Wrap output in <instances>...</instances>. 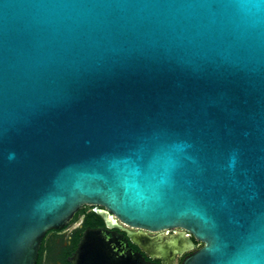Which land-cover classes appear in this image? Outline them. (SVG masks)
<instances>
[{
	"label": "water",
	"instance_id": "95a60500",
	"mask_svg": "<svg viewBox=\"0 0 264 264\" xmlns=\"http://www.w3.org/2000/svg\"><path fill=\"white\" fill-rule=\"evenodd\" d=\"M83 205L264 264V0H0V264ZM123 252L87 227L68 260Z\"/></svg>",
	"mask_w": 264,
	"mask_h": 264
},
{
	"label": "flooded vegetation",
	"instance_id": "af4514ba",
	"mask_svg": "<svg viewBox=\"0 0 264 264\" xmlns=\"http://www.w3.org/2000/svg\"><path fill=\"white\" fill-rule=\"evenodd\" d=\"M102 209L113 216L134 237L146 238V249L137 244L121 228H109L104 218L97 213ZM87 227L105 228L108 237L113 233L124 245L122 261L113 264H182L185 257L197 251L203 243L189 230L182 227H167L148 230L134 227L119 220L113 213L99 205H83L68 224L60 229H49L42 238L36 264H70L68 258L75 251ZM160 245L158 246V244Z\"/></svg>",
	"mask_w": 264,
	"mask_h": 264
}]
</instances>
